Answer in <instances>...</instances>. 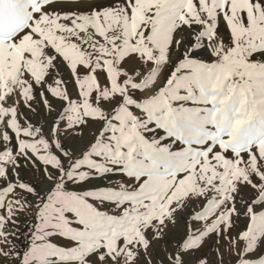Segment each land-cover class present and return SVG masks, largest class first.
Wrapping results in <instances>:
<instances>
[{
	"label": "snow or ice",
	"instance_id": "obj_1",
	"mask_svg": "<svg viewBox=\"0 0 264 264\" xmlns=\"http://www.w3.org/2000/svg\"><path fill=\"white\" fill-rule=\"evenodd\" d=\"M0 264H264V0H0Z\"/></svg>",
	"mask_w": 264,
	"mask_h": 264
}]
</instances>
